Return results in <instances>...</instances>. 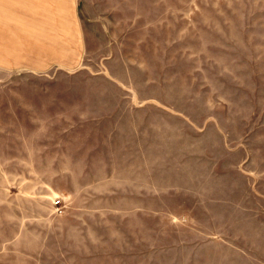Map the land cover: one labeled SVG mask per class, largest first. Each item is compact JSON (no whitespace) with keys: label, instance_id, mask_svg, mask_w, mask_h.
<instances>
[{"label":"rangeland","instance_id":"obj_1","mask_svg":"<svg viewBox=\"0 0 264 264\" xmlns=\"http://www.w3.org/2000/svg\"><path fill=\"white\" fill-rule=\"evenodd\" d=\"M0 264H264V0H0Z\"/></svg>","mask_w":264,"mask_h":264},{"label":"crops","instance_id":"obj_2","mask_svg":"<svg viewBox=\"0 0 264 264\" xmlns=\"http://www.w3.org/2000/svg\"><path fill=\"white\" fill-rule=\"evenodd\" d=\"M9 1V0H8ZM11 2H16L17 4H21V3H23V0H11ZM53 8H55V7H53ZM51 10V9H50ZM52 10H59V8L58 7H56V9H52ZM77 26V25H76ZM63 46L65 45V44H62ZM64 52H62V51H60L59 52V55H57V56H54L53 58H55V57H58V56H60V55H62ZM62 56H60L59 58H61ZM118 150H121V155H124V156H126L127 158L125 159L126 160V162L127 161H130V158L132 157V156H134L135 154H134V152H133V150H132V148H130V147H126V148H120V149H118ZM128 157H130V158H128ZM127 196V198H124V199H126V200H130V201H132V203H142V198L144 197V198H148V201L149 202H154V201H156V197H153L152 195H135L134 193H132V194H128V195H126ZM164 199V198H163ZM206 202H208V201H206V199L204 198V196H202V197H196V199L193 201V202H191V207H189V208H196L197 209V211H200V213H202V214H204L203 213V211H211L209 208H204L205 206H204V204L206 203ZM209 202H212L211 204L213 205V212H212V214H214V213H216V211L217 210H220V209H222V210H224V212L223 213H225V212H234V210H235V208L233 207V202H232V200L230 199V198H222L221 200H219L218 198H214V199H209ZM215 203V204H214ZM188 208V209H189ZM187 209V208H186ZM187 209V210H188ZM183 214H187V212L184 210L183 212H182ZM181 214V213H180ZM179 214V215H180ZM189 217V219L191 220V224H192V229L194 230V229H196V228H199L200 226H201V224H200V222H199V219H198V216L196 215V213H193V215L192 214H190V212L188 211V214H187ZM174 217H176V215H174ZM149 219H151L152 221H153V219L152 218H148V226H154L155 224H154V221L153 222H150V220ZM178 220V218H173V221H174V223H175V220ZM195 222V223H194ZM231 224V223H230ZM180 225V224H179ZM177 226V225H176ZM186 225H180V227H185ZM178 227V226H177ZM194 227H196V228H194ZM154 228L155 227H150L148 230V235L152 232L153 233V235H155V231H154ZM152 240H155L154 239V237L153 238H151Z\"/></svg>","mask_w":264,"mask_h":264}]
</instances>
